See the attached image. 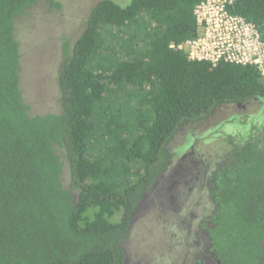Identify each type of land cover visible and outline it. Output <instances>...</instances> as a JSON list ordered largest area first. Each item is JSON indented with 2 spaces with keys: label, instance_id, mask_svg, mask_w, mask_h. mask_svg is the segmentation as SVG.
Instances as JSON below:
<instances>
[{
  "label": "trees",
  "instance_id": "trees-1",
  "mask_svg": "<svg viewBox=\"0 0 264 264\" xmlns=\"http://www.w3.org/2000/svg\"><path fill=\"white\" fill-rule=\"evenodd\" d=\"M40 1L60 7L0 0V264H122L138 204L174 161L171 140L220 105L264 98V74L178 48L200 35L201 0H99L62 44L59 112L31 115L16 21ZM229 12L264 42V0ZM224 143L207 191L211 251L220 264H264V136Z\"/></svg>",
  "mask_w": 264,
  "mask_h": 264
},
{
  "label": "rangeland",
  "instance_id": "rangeland-1",
  "mask_svg": "<svg viewBox=\"0 0 264 264\" xmlns=\"http://www.w3.org/2000/svg\"><path fill=\"white\" fill-rule=\"evenodd\" d=\"M56 1L58 9L51 10L40 1L16 21L22 52L21 87L31 115L59 112L57 78L64 60L62 44H73L90 8L99 0ZM113 1L121 6L130 2ZM262 105L221 108L202 124L184 126L177 133L168 145L174 161L153 183L134 213L122 244L127 255L125 264L195 261L193 252L206 244L197 224L206 205L202 203L205 195H198L193 185L197 173L194 159L206 163L219 149L225 151L227 138L243 140L254 128L262 130ZM205 208L210 209L208 205Z\"/></svg>",
  "mask_w": 264,
  "mask_h": 264
},
{
  "label": "built area",
  "instance_id": "built-area-1",
  "mask_svg": "<svg viewBox=\"0 0 264 264\" xmlns=\"http://www.w3.org/2000/svg\"><path fill=\"white\" fill-rule=\"evenodd\" d=\"M233 0H201L194 9L200 35L178 48L188 59L256 67L264 74V42L254 25L232 15Z\"/></svg>",
  "mask_w": 264,
  "mask_h": 264
},
{
  "label": "flooded vegetation",
  "instance_id": "flooded-vegetation-1",
  "mask_svg": "<svg viewBox=\"0 0 264 264\" xmlns=\"http://www.w3.org/2000/svg\"><path fill=\"white\" fill-rule=\"evenodd\" d=\"M252 103H254L256 106L257 105L260 106L261 104H264V98H258V99L257 98H253V99H250V100L245 101L243 103L220 105L213 112V114L218 109H221V108L245 107V106H249ZM262 106H264V105H262ZM210 117H208L203 122L207 121ZM203 122H201L199 124H202ZM254 129L247 134L246 138H244L243 140L241 138L240 141L243 142V141L248 140L249 137L252 134L255 135V136H259V135L264 136V126L261 128L262 130H254ZM224 149H225V151L219 152L220 149L218 151H216L215 157H213V155H211V157H210L211 160H207L206 163L204 161H202L201 159H194V165H195L194 167H195V170H197V173H195L196 175L193 178V180H194L193 185L197 189L196 192L198 193V195H205V197L202 198V203H203L204 206L205 205L206 206L210 205V202H209V199H208V196H207V191L211 187V185H212V183L214 181V177H215L216 173L219 171L220 167L225 162H227L229 160L230 153L228 151V146L224 147ZM218 152H219V154H218ZM185 156H187V155L185 154L183 156V158ZM186 194L188 195V193H186ZM141 202H142V200L140 201V203ZM140 203L138 204L135 212L137 211ZM205 207L203 209V216H201L199 218L200 222L197 223V224H198V228H199L198 230H199V232L202 233V235H203V237H204V239L206 241V244L203 247L199 246L200 248L196 249L193 252V256H194V260L195 261L192 264H220V262L215 258L214 253L211 251V244H210V239H209V234H208V229H207V228H210V227L213 226L211 221H210L211 217L213 216V212H212L213 210L212 209L208 210ZM205 212H206L207 215L205 214ZM133 216H134V214H133ZM133 216H132V219H133ZM131 225H132V220H131V223H130V228H131ZM204 226H205V228H204ZM124 253H125V251H124ZM126 260H127V255L125 253V259H124L122 264H125Z\"/></svg>",
  "mask_w": 264,
  "mask_h": 264
}]
</instances>
